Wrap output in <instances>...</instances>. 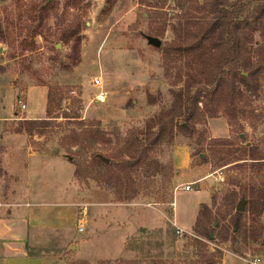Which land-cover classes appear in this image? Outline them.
Listing matches in <instances>:
<instances>
[{"label": "rangeland", "instance_id": "obj_1", "mask_svg": "<svg viewBox=\"0 0 264 264\" xmlns=\"http://www.w3.org/2000/svg\"><path fill=\"white\" fill-rule=\"evenodd\" d=\"M156 2L162 7L149 6ZM252 6L246 3L248 11ZM157 11L159 18L150 17ZM192 12L197 13L194 8ZM185 19L177 0H81L78 4L0 0L4 31L0 39V217L24 212L27 203L50 202L75 204L78 218L85 221V228L79 230L76 220L72 236L53 229L33 236L32 253L44 254L48 264H264V238L241 253L233 251L230 240L242 227L233 221L239 205L246 211L248 226L253 223L247 201L240 198L232 211H226L233 193H239L240 188L230 183L239 166L247 168L243 183L259 177L249 168L252 161L215 163L206 158L219 141L234 143L227 146L233 149L264 143V35L260 32L248 43L254 64L261 69L257 95H246L240 83L237 91L247 97L237 95L233 105L218 108L214 115L201 110L195 129H167L161 141H146L145 163L130 170L128 177L118 168L121 150L145 142L146 135L153 137L157 128L148 133L149 126L185 89L188 73L200 72L188 57L170 62L165 51L182 44L179 22ZM76 25L81 38L77 54L72 41L61 40ZM158 28L165 31L163 35L156 34ZM153 35L161 38L160 47L150 43L148 37ZM185 60L190 65L183 68ZM96 77L103 78L108 92L103 104L92 101L101 90L93 85ZM51 86L56 87L57 99L64 92L63 105L49 102ZM72 89L82 94L80 118L104 134L79 161L58 139L16 132L21 120L49 116L55 124L72 122L64 134L80 131L74 120L62 116L75 102ZM20 100L27 104L25 110ZM72 150L78 151L79 145ZM99 154L112 165L104 166ZM126 159L131 160L128 154ZM202 211H212L206 222L215 237L197 232ZM261 220L264 224V209ZM198 240L199 244H192Z\"/></svg>", "mask_w": 264, "mask_h": 264}, {"label": "trees", "instance_id": "obj_2", "mask_svg": "<svg viewBox=\"0 0 264 264\" xmlns=\"http://www.w3.org/2000/svg\"><path fill=\"white\" fill-rule=\"evenodd\" d=\"M78 1L81 2V0H67V3L78 4ZM177 1L183 16H186L185 22H179L183 27V36L180 38L182 44L178 46V49H173L174 51L166 49L167 58L170 62H176L188 57L198 66L200 72L197 75L193 72L188 73L187 80L190 81L187 82L185 89L177 95L170 108L160 118H157V122H154L155 125L149 126L148 133L157 128L156 131H153V137L146 135L145 142L140 141L132 147L127 146L118 154L120 159L118 168H120L121 174H125V177L129 176L130 170L140 166L143 162L145 163L143 148L146 141H161L167 129H170L171 132L174 129L184 131H190V128L195 129L196 124L201 122L203 115L201 110H206V112L214 115L218 108L233 105L237 95L242 98L247 97L246 95H257L260 89L256 82L261 69L254 64L248 43L253 40L256 32L264 35V0ZM245 2L253 4L251 10H247ZM149 6L152 8L162 7L157 2L154 5L149 3ZM193 8L197 13L192 12ZM159 14L161 12L157 11L150 17L159 18ZM74 28L64 32L61 35V40L65 43L72 41V49L77 54L81 44V38L78 35L80 26L76 25ZM155 32L163 35L165 31L158 28ZM3 34L4 31L0 26V39H2ZM186 44L187 49H184ZM174 53L177 57H173ZM186 65L190 64L185 60L183 68ZM196 83H199L197 84L198 87L193 89L192 87ZM240 83L244 85L246 95L240 90L237 91ZM55 88L53 86L49 88L51 92L49 91L48 100L51 103L57 101L63 105V101L66 99L63 95L64 92L57 99ZM79 95L80 98L72 97L75 102L73 101L71 108L65 110L67 112L63 113L62 116L74 120L81 128L80 131L71 130L68 134H64L67 123L72 122L55 124L49 116L47 119L21 120L16 132H25L30 137L41 135L47 136L50 140L58 139L60 146L66 147L69 155L79 161L94 149L99 139L104 136L101 130L86 126L85 121L80 118L79 110L83 109V100L81 92ZM200 102H203V108L200 107ZM243 110L247 111L245 108ZM89 124L93 126L94 122ZM231 144L234 143H222L220 141L214 143V147H210L211 154L206 158L209 160L212 158L215 163H231L250 159L252 161V165L249 166L250 170L259 176L258 178L253 176L251 183H243L247 168L239 166L241 170L230 178V183L236 184L240 189L239 193L236 191L233 193L234 197L229 201L231 206L226 211H232L234 204L241 198V202L247 201L249 217L254 216L251 227L248 226L249 221L246 220V211L239 210V213L234 217L233 221L236 225L240 224L242 227L232 235L230 240L234 244L233 251H240L241 253L245 247L253 244L254 241L264 238V224L261 220L264 209V143L260 141L236 149L227 147ZM74 145H79L78 151L72 150ZM127 154L131 160L126 159ZM99 161L104 166L112 165L108 157L104 155L99 154ZM211 215L212 211H202L198 217L196 230L202 236L212 237L214 234V229L212 230L206 222V219ZM225 230L228 232V228ZM222 236L228 240L227 233ZM237 236H239L238 240ZM146 239L143 237V240ZM199 241L192 244H199ZM238 243L239 245L236 246ZM242 244L244 246L240 248ZM211 263L214 262L211 261Z\"/></svg>", "mask_w": 264, "mask_h": 264}, {"label": "crops", "instance_id": "obj_3", "mask_svg": "<svg viewBox=\"0 0 264 264\" xmlns=\"http://www.w3.org/2000/svg\"><path fill=\"white\" fill-rule=\"evenodd\" d=\"M30 92V91H29ZM28 92V93H29ZM25 211L0 217L3 264H48L44 254L32 253V238L40 230L53 229L73 235L79 208L71 203H27Z\"/></svg>", "mask_w": 264, "mask_h": 264}, {"label": "built area", "instance_id": "obj_4", "mask_svg": "<svg viewBox=\"0 0 264 264\" xmlns=\"http://www.w3.org/2000/svg\"><path fill=\"white\" fill-rule=\"evenodd\" d=\"M93 85L98 87L101 90H99L98 92L95 93L94 97L92 98V101H94L97 104L106 103L108 100V92H107V90H105V88H103L104 87L103 78L102 77H96L93 81ZM70 95L80 98L79 93H76V91L73 89H72V91H70ZM81 98H82V96H81ZM20 104H21L20 106L22 109L25 110L27 108V104L23 103L22 100H20ZM185 188L187 190H190L191 186L187 185V186H185ZM77 226H78L79 230H83L85 228V221H84L83 217H81L80 219L78 218Z\"/></svg>", "mask_w": 264, "mask_h": 264}, {"label": "water", "instance_id": "obj_5", "mask_svg": "<svg viewBox=\"0 0 264 264\" xmlns=\"http://www.w3.org/2000/svg\"><path fill=\"white\" fill-rule=\"evenodd\" d=\"M148 39H149L150 43H152L156 47H160L162 45V40L159 37L149 36ZM239 208H240V210H242V208H243L242 205H239ZM212 237H214V235H212Z\"/></svg>", "mask_w": 264, "mask_h": 264}]
</instances>
